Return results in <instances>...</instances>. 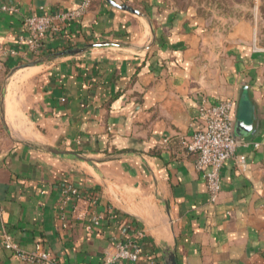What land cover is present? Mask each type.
I'll list each match as a JSON object with an SVG mask.
<instances>
[{"label": "crops", "instance_id": "obj_1", "mask_svg": "<svg viewBox=\"0 0 264 264\" xmlns=\"http://www.w3.org/2000/svg\"><path fill=\"white\" fill-rule=\"evenodd\" d=\"M114 1L145 16L92 0L33 50L26 18L82 0H0V264H53L17 259L5 234L101 264L138 230L136 264H167V247L178 264H264V46L248 4ZM226 99L246 166L225 163L212 201L186 142L200 104ZM66 186L81 198L66 204Z\"/></svg>", "mask_w": 264, "mask_h": 264}, {"label": "built area", "instance_id": "obj_2", "mask_svg": "<svg viewBox=\"0 0 264 264\" xmlns=\"http://www.w3.org/2000/svg\"><path fill=\"white\" fill-rule=\"evenodd\" d=\"M92 5V0H82L81 4L74 9L59 11L53 14H34L25 20V28L30 35L28 43L33 50L39 49L42 42L50 33L60 32L62 28L73 21L81 19ZM4 10L12 7H3ZM24 42L22 37L20 43ZM199 129L192 138L186 142L190 152L197 154L196 167L203 173L212 201H217L221 189V170L225 163L235 158L240 168L246 166V156L237 155L240 142L234 137V101L223 100L218 104H210L203 101L199 106ZM260 143H255L259 147ZM65 203L75 202L81 198L80 191L72 186L64 188ZM65 205V204H64ZM67 213H61L62 220H66ZM65 226V224H64ZM130 226L124 229L126 233ZM145 236L144 231L138 230L135 237H128L127 233L122 239L112 245V250L106 255L101 264H136L142 255L141 239ZM4 246L13 255L22 261L37 263L56 262L54 253L38 244L34 251H23L12 239L11 235H4Z\"/></svg>", "mask_w": 264, "mask_h": 264}, {"label": "rangeland", "instance_id": "obj_3", "mask_svg": "<svg viewBox=\"0 0 264 264\" xmlns=\"http://www.w3.org/2000/svg\"><path fill=\"white\" fill-rule=\"evenodd\" d=\"M236 2H245L249 6V17L255 23V35L257 43L264 46V0H237Z\"/></svg>", "mask_w": 264, "mask_h": 264}, {"label": "water", "instance_id": "obj_4", "mask_svg": "<svg viewBox=\"0 0 264 264\" xmlns=\"http://www.w3.org/2000/svg\"><path fill=\"white\" fill-rule=\"evenodd\" d=\"M107 1L111 5H113L115 7L124 9L126 11H129L131 13H134V14H137V15H140V16H145V14L142 13L140 10L135 9L134 7H132V6L128 5V4H126V3H119V2L114 1V0H107ZM108 44H111V43H103L101 45H108ZM94 46L95 45H93V47ZM89 48L90 47L70 49V50H67V51H64V52H61V53H57V54L53 55L52 58H57V57H60V56L66 55V54H77V53H80V52H84V51H86ZM44 61H47V60H41V61H38L37 63H42ZM166 261H167V264H178L174 251H172L169 247H167V249H166Z\"/></svg>", "mask_w": 264, "mask_h": 264}]
</instances>
